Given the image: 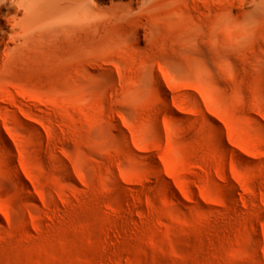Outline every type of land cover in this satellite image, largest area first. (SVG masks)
<instances>
[{
  "label": "rangeland",
  "instance_id": "374dc122",
  "mask_svg": "<svg viewBox=\"0 0 264 264\" xmlns=\"http://www.w3.org/2000/svg\"><path fill=\"white\" fill-rule=\"evenodd\" d=\"M187 1L0 52V264H264V0Z\"/></svg>",
  "mask_w": 264,
  "mask_h": 264
},
{
  "label": "bare ground",
  "instance_id": "6f19581e",
  "mask_svg": "<svg viewBox=\"0 0 264 264\" xmlns=\"http://www.w3.org/2000/svg\"><path fill=\"white\" fill-rule=\"evenodd\" d=\"M169 1L175 0H0V10H6L5 13L0 12V52L5 53L8 50L10 53L9 51L15 48H17L15 51L19 48V52L25 49L28 52L29 49L36 50L41 44L43 48L52 46L58 38L63 41L73 37L82 39L83 34L89 32L87 28H90L92 32L95 30L94 32L105 33L112 27L120 26L127 32L124 33L126 39L127 35H130L138 43L141 40L142 31L143 36L147 38L151 32L157 30L154 28L159 25L157 24L159 19L157 18L156 21L152 18L154 16L149 17L148 14L158 4ZM251 2L254 5L257 4V0H251ZM92 32L91 34L94 33ZM99 33L98 38L102 35ZM86 36L88 37V34ZM124 36L121 35V38L123 39ZM116 37H120L119 34ZM119 39L114 40L117 42ZM68 45L69 43L66 46ZM21 48L24 49L21 50Z\"/></svg>",
  "mask_w": 264,
  "mask_h": 264
}]
</instances>
